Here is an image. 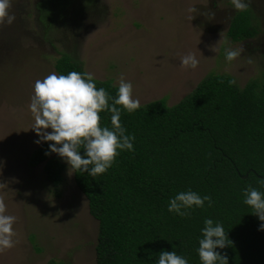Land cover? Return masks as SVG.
<instances>
[{"label": "rangeland", "instance_id": "rangeland-1", "mask_svg": "<svg viewBox=\"0 0 264 264\" xmlns=\"http://www.w3.org/2000/svg\"><path fill=\"white\" fill-rule=\"evenodd\" d=\"M68 2L59 11L57 0H11L16 19L0 25V198L17 217L18 241L0 253V264H97L99 223L73 169L55 154L66 168L54 186L45 163H30L45 143H35L31 129L34 83L57 73L62 54L98 81H131L141 106L162 99L177 105L210 75L231 76L240 88L264 82V0H246L258 34L242 42L228 35L239 12L232 0ZM226 48L241 54L228 62ZM188 53L196 55L197 68L181 66Z\"/></svg>", "mask_w": 264, "mask_h": 264}, {"label": "trees", "instance_id": "trees-1", "mask_svg": "<svg viewBox=\"0 0 264 264\" xmlns=\"http://www.w3.org/2000/svg\"><path fill=\"white\" fill-rule=\"evenodd\" d=\"M68 1L57 0L55 9L63 10ZM254 17L249 7L237 12L229 38L256 37ZM56 71L86 72L68 54L60 56ZM230 80L210 75L172 107L166 99L132 112L118 106L121 124L135 136L134 151H122L104 174L74 173L99 223L97 264H156L160 252L173 250L188 257L189 264H201L197 248L205 218L222 223L228 232L229 246L217 250L229 264H264L262 222L243 202L248 186L264 191V82L240 88ZM96 83L116 96L112 81ZM100 115L101 124L111 128V113ZM48 151L45 142L30 163H45L48 181L59 186L66 167L54 153L45 155ZM188 189L211 196L212 207L206 202L189 218L169 212V199Z\"/></svg>", "mask_w": 264, "mask_h": 264}, {"label": "clouds", "instance_id": "clouds-1", "mask_svg": "<svg viewBox=\"0 0 264 264\" xmlns=\"http://www.w3.org/2000/svg\"><path fill=\"white\" fill-rule=\"evenodd\" d=\"M232 3L238 11H245L248 7L246 0H232ZM10 8L11 0H0V25H11L15 21ZM240 54L239 49L226 48L224 51L228 62ZM198 65L199 60L194 53L181 58L182 67L195 69ZM235 83L234 79L229 81L230 85ZM118 106L129 112L141 107L139 99L133 96L132 82L123 76L116 96H112L105 88H97L90 73L71 71L65 75L52 72L34 83L29 107L34 117L31 129L39 137L35 143L48 142L49 151L45 155L57 154L74 170L73 173L104 174L122 151H134L135 136L127 134L121 124V108ZM105 111L111 113V128L101 124L100 114ZM243 196L244 204L254 209V214L262 222L259 230L264 231V191L248 186L243 190ZM206 202L208 207H212L211 196L188 189L169 199L168 211L181 218H189L192 211L204 208ZM16 220V216L7 214V205L0 198V253L18 242L13 239ZM201 233L197 248L201 264H229L227 256L217 250L229 246L230 241L222 223L205 218ZM156 264H189V258L175 250L162 251Z\"/></svg>", "mask_w": 264, "mask_h": 264}]
</instances>
